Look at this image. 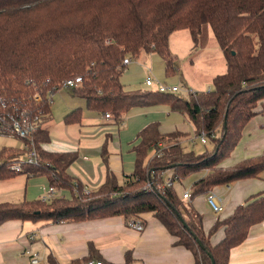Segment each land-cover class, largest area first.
Instances as JSON below:
<instances>
[{"label":"trees","instance_id":"obj_1","mask_svg":"<svg viewBox=\"0 0 264 264\" xmlns=\"http://www.w3.org/2000/svg\"><path fill=\"white\" fill-rule=\"evenodd\" d=\"M204 24L210 26L225 60L224 72L213 77L209 90L191 92L188 98L125 90L120 80L125 57L132 60L142 52H155L171 73L175 66L170 34L186 29L196 42ZM75 77L80 82L72 91L86 109L118 122L133 107L166 104L184 116L196 135L209 138L211 150L200 155L185 151L179 141L185 134H163L157 123L149 124L137 135L134 170L118 182L107 168L105 181L86 194L67 172L76 153L44 148L49 142L45 124L50 119V94ZM22 115L40 118L32 134L37 162L22 163L21 172L12 171L7 166L19 161V152L25 154V142L19 152L2 148L0 179L18 173L44 175L49 187L67 190L70 196L0 202V225L9 220L59 223L110 216L127 221L151 213L175 245L190 251L193 264H228L231 249L264 220V195L249 197L208 232L191 201L214 187L257 178L264 171V153L221 167L247 123L264 115V0H0V118L8 125ZM81 118L76 108L63 122L78 123ZM199 172L205 173L192 183L190 198L179 199L173 184ZM166 173L171 185L165 183ZM220 227L223 238L212 245L210 237ZM83 261L88 264L89 259ZM129 262L126 253L125 264ZM48 264L57 262L49 257Z\"/></svg>","mask_w":264,"mask_h":264},{"label":"crops","instance_id":"obj_2","mask_svg":"<svg viewBox=\"0 0 264 264\" xmlns=\"http://www.w3.org/2000/svg\"><path fill=\"white\" fill-rule=\"evenodd\" d=\"M131 62L122 73L131 72ZM122 83L128 85V82ZM63 88H67L68 93L59 95L56 102L50 105V119L45 124L49 131V142L44 148L52 152L76 153V159L67 168V172L74 181L81 183L85 191L93 192L105 181L107 168L118 182L134 170V148L139 142L137 135L147 125L157 123L159 132L163 134L175 131L185 134L179 140L182 147L189 139L187 127L183 128L185 126L181 123V117L185 119L181 113L173 111L181 117L175 116L172 121L168 120L170 123H164L165 115L170 116L169 105L133 107L115 122L110 117L105 118L101 113L86 109L84 100L76 96L72 88ZM76 108L82 112L80 122L64 123L63 117ZM160 118L163 120L160 121ZM22 147L21 140L0 136V150L4 148L19 152ZM262 153L264 115H256L247 123L239 143L230 157L221 163V167H231ZM19 154L18 159L23 160L24 152ZM151 155L152 151L149 153ZM204 173L189 176L191 186ZM167 178L166 173L164 179ZM184 181L174 183L173 188L179 199L187 201L182 199V194H190L191 188H183ZM48 188V180L44 175L18 173L0 179V202L38 200ZM211 191L221 198L220 212L214 213L208 207L206 194L198 195L191 201L193 208L202 216L205 232L217 219L229 216L236 206L243 204L249 197L264 195V171L257 178L234 181L228 186L214 187ZM55 195L68 198L70 193L56 189ZM138 218L143 224L140 231L129 228L122 216L59 223L9 220L0 225V264H32L33 259L37 260L35 264H48L49 257L57 264H72L74 261L82 264L86 259L89 262L100 261L102 264H125L126 253L130 255L129 264H193L190 251L175 245L174 237L151 213L141 214ZM223 235V228H218L211 235L210 243L217 244ZM228 264H264V220L250 227L246 239L231 249Z\"/></svg>","mask_w":264,"mask_h":264},{"label":"rangeland","instance_id":"obj_3","mask_svg":"<svg viewBox=\"0 0 264 264\" xmlns=\"http://www.w3.org/2000/svg\"><path fill=\"white\" fill-rule=\"evenodd\" d=\"M168 45L175 70L167 73L164 61L157 53L142 52L137 58L132 59L131 65H129L131 72L121 74V81L128 82V85L122 83L123 86L125 85V90L154 91L157 89L158 83L164 86L176 85L179 90L174 94L188 98L191 92H205L208 88L210 89L214 74L224 72L225 60L208 24L202 25L196 42L192 40L188 30L182 29L170 34ZM147 76L153 80V85L150 87L145 86L144 81ZM68 91L67 88H61L59 92L54 93L50 105L54 101L56 102L59 95L67 94ZM169 113V117L165 115L164 123H170L175 116L181 117L171 110ZM161 119L160 121L163 120ZM181 123L185 126L183 128L186 129L187 127L189 136V139L183 145L186 151L200 155L206 150H211L212 144L208 137H206L207 143L203 145L199 136L194 133L190 123L182 117ZM189 179L190 177L185 179L183 188H191Z\"/></svg>","mask_w":264,"mask_h":264},{"label":"built area","instance_id":"obj_4","mask_svg":"<svg viewBox=\"0 0 264 264\" xmlns=\"http://www.w3.org/2000/svg\"><path fill=\"white\" fill-rule=\"evenodd\" d=\"M130 58L129 57H125L122 60L121 65L123 67H125L129 62H130ZM80 82V77H75L73 79H68V80H64L61 84V88L63 87H68V88H73L75 87L78 83ZM145 85L150 87L153 85V80L151 79V77L147 76L145 78ZM60 88V89H61ZM158 92L161 93H176L178 92L179 88L176 85H171V86H164L160 83H158L157 89ZM209 90V88H208ZM52 93L50 94V102H51V98H52ZM34 99L36 101L40 100V96L39 95H35ZM105 118H109L108 114L104 115ZM40 121V118L38 115H35L32 118H27L24 117L23 115L21 116V118L17 119V118H11L10 122L8 123V125L5 124L4 120L0 118V136H11L14 137L16 139H19L21 141H24V148L26 149L25 152V158L23 160H19L16 162H13L11 164H9L7 167L8 169L15 171V172H21L22 171V167L21 164L22 163H26V164H35L37 162L36 159V151L33 148V139H32V134L36 131L37 129V124ZM199 136V139L201 141V143L205 144L207 142L206 136L204 133H201ZM158 147L160 146V144L157 145ZM155 148L152 149V155L155 153ZM165 183L167 185H171V181L170 178L168 177L167 179H165ZM148 186V185H147ZM146 188V187H145ZM148 188V187H147ZM55 191L56 189L53 187H49L46 192L41 196V200L42 201H50L54 198H56L55 195ZM85 191V190H84ZM85 193H88V191H85ZM190 198V194L188 192H184L182 194V199H189ZM206 203L208 205V207L212 210V212L214 213H218L222 210V201L221 198L216 195L215 193H213L212 191H209L206 194ZM126 224L129 228H132L134 230L140 231L143 229V224L141 222V220L136 217V218H131L129 220L126 221ZM37 263L36 259L32 260V264ZM88 264H102V262L100 261H95V262H88Z\"/></svg>","mask_w":264,"mask_h":264},{"label":"water","instance_id":"obj_5","mask_svg":"<svg viewBox=\"0 0 264 264\" xmlns=\"http://www.w3.org/2000/svg\"><path fill=\"white\" fill-rule=\"evenodd\" d=\"M198 244H199V246H201V247H202V245H201V243H200V242H198ZM212 264H213V262H212Z\"/></svg>","mask_w":264,"mask_h":264}]
</instances>
